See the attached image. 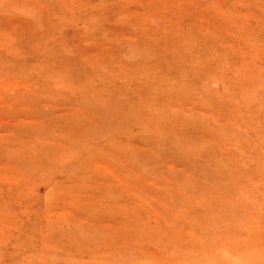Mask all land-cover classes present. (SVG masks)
<instances>
[{"label": "rangeland", "instance_id": "1", "mask_svg": "<svg viewBox=\"0 0 264 264\" xmlns=\"http://www.w3.org/2000/svg\"><path fill=\"white\" fill-rule=\"evenodd\" d=\"M0 264H264V0H0Z\"/></svg>", "mask_w": 264, "mask_h": 264}, {"label": "bare ground", "instance_id": "2", "mask_svg": "<svg viewBox=\"0 0 264 264\" xmlns=\"http://www.w3.org/2000/svg\"><path fill=\"white\" fill-rule=\"evenodd\" d=\"M45 163V162H44Z\"/></svg>", "mask_w": 264, "mask_h": 264}]
</instances>
